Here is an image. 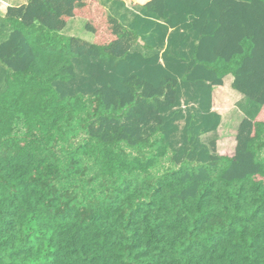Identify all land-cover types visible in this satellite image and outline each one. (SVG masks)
<instances>
[{"label": "trees", "instance_id": "obj_1", "mask_svg": "<svg viewBox=\"0 0 264 264\" xmlns=\"http://www.w3.org/2000/svg\"><path fill=\"white\" fill-rule=\"evenodd\" d=\"M132 5L8 7L0 264H264V0ZM76 16L93 42L62 34ZM228 74L259 105L234 153L203 138Z\"/></svg>", "mask_w": 264, "mask_h": 264}, {"label": "crops", "instance_id": "obj_2", "mask_svg": "<svg viewBox=\"0 0 264 264\" xmlns=\"http://www.w3.org/2000/svg\"><path fill=\"white\" fill-rule=\"evenodd\" d=\"M27 1L28 0H0V22L4 20L6 11L9 6H20L22 4H25ZM139 1L143 2L145 0H139ZM103 3L112 12V14L117 15L119 18L124 20V22L127 25H130L134 21L137 14H141L140 8H136L132 5V0H106ZM78 17L79 16H76L70 19L66 28L63 29L62 34L68 37L69 36L80 37L78 34L75 33V30H76L75 25L79 24V22H75L77 21L76 18ZM86 25H87V19H86ZM8 33H9V30H6V34ZM3 38L5 39V36ZM94 38L95 36L93 34L92 40H88V39L86 40L89 42H93ZM83 39L85 40V38ZM140 40L143 41L142 39ZM233 79H234L233 75L228 74L224 77V83L222 85L214 86V90L212 94L213 97H212V109L211 110L218 111L222 116V122L220 126L218 127V130L216 131L217 134H218V131L222 133L223 130H220V129L224 121H226L225 110L222 107L223 104H227V105L233 104V106L236 109H238L240 113H242L241 115L244 116L243 118L248 116L247 114L244 113L243 110H246V108H252L247 98L242 93H240L239 91L233 88L232 86ZM243 118L241 119V121L243 120ZM235 136L233 137L234 142L236 138ZM235 145L236 143L234 144L233 147H235ZM233 147L232 148L231 147L222 148L220 152L234 153Z\"/></svg>", "mask_w": 264, "mask_h": 264}, {"label": "rangeland", "instance_id": "obj_3", "mask_svg": "<svg viewBox=\"0 0 264 264\" xmlns=\"http://www.w3.org/2000/svg\"><path fill=\"white\" fill-rule=\"evenodd\" d=\"M101 1L105 2L106 0H101ZM76 20L77 21H75V22H79V24L75 25V27H76L75 33L78 34L80 36V38H82V39L85 38V40L86 39L92 40L93 34L91 32H89L86 28V19L83 17H78V18H76ZM0 24L2 27L5 24V20H2V22H0ZM4 36H6V34L1 32L0 33V43H1L2 39H4L3 38ZM7 72H8V67L0 60V88L5 86V76H6ZM247 100H248L249 104H252L253 109L246 108L247 111L246 110H243V111L248 116H251L250 113H252L253 110L255 111L254 106L256 108H258L259 105H258V103H256L253 100H250V99H247ZM222 107L224 108L225 114H226V121H224V123L222 124V127L220 129V130H223L222 133H220V131H218V134H217V132H213V133L206 134L203 137L204 141H206V142H208L212 138L218 137V142H217L218 143V151H220L222 148H226V147L232 148L234 146V144L236 143V139L234 142L233 137L237 134V129H238L237 126H239L241 119L244 117L243 115H241L242 113H240L239 110L233 106V104H230V105L223 104ZM221 122H222V116H221ZM221 122H220V124H221ZM178 123L180 125V129H183L184 119L179 120ZM177 138H179V136ZM233 151H235V147H233Z\"/></svg>", "mask_w": 264, "mask_h": 264}]
</instances>
